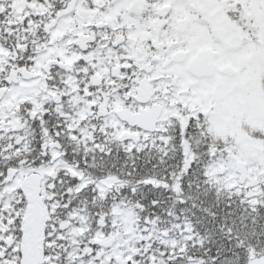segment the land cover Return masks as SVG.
<instances>
[{
	"label": "snow or ice",
	"instance_id": "6c2138e0",
	"mask_svg": "<svg viewBox=\"0 0 264 264\" xmlns=\"http://www.w3.org/2000/svg\"><path fill=\"white\" fill-rule=\"evenodd\" d=\"M0 264H264V0H0Z\"/></svg>",
	"mask_w": 264,
	"mask_h": 264
}]
</instances>
